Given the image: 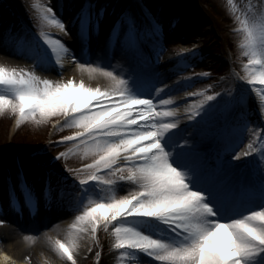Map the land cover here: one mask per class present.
Listing matches in <instances>:
<instances>
[{
	"label": "snow or ice",
	"instance_id": "snow-or-ice-1",
	"mask_svg": "<svg viewBox=\"0 0 264 264\" xmlns=\"http://www.w3.org/2000/svg\"><path fill=\"white\" fill-rule=\"evenodd\" d=\"M35 7L42 9L41 21L68 34L54 6ZM109 15L105 6L81 0L69 23L79 25L85 41L103 34L102 52L117 60V67L126 66L119 74L79 62L43 29L17 52L42 69L62 68L70 57L90 75L106 77L105 88L0 66V111L17 113L20 121L62 116L63 125L78 130L59 143L71 142L90 159L80 169L58 168L56 162L66 155L61 152L41 164L43 199L77 213L65 238H49L54 251L77 264L81 238L96 243L103 229L112 237L116 264H264V9L241 22L248 59L238 87L227 93L185 91L186 97L201 99L182 111L171 93L192 81L165 83L162 13L147 0H128L111 13L104 31ZM179 52L177 70L188 67L183 54L196 55ZM125 187L128 191L119 194ZM17 188L34 208V186L19 168L16 182L7 180L13 205ZM100 255L95 253L97 260Z\"/></svg>",
	"mask_w": 264,
	"mask_h": 264
},
{
	"label": "rangeland",
	"instance_id": "rangeland-1",
	"mask_svg": "<svg viewBox=\"0 0 264 264\" xmlns=\"http://www.w3.org/2000/svg\"><path fill=\"white\" fill-rule=\"evenodd\" d=\"M26 5L29 8L30 12L34 14L35 20L41 16L42 9L39 7H35V5H52L55 7L57 16L64 20L66 27L69 29L67 34V40L70 44V52L73 53L77 60L81 63L87 62L84 59L79 58V55H100L103 64L109 63V61L116 62L115 59H110L107 55L102 52L103 48V34H90L87 41L81 38L79 25H76V28L70 29L72 24L69 23V20L75 15L76 11L79 8V3L81 0H69V2H65L64 0H24ZM151 3L152 8L157 12L162 13L165 19H168L170 15L175 19V23H167L165 25V30L168 32L172 31L174 33L173 38H167L165 40V50L162 53L161 66L160 71L163 73L166 84L178 83L182 85V82L185 78H191V86L190 87H179L174 90L171 95H173L174 100L180 99L181 102L178 107L182 109L190 103L192 100H199L201 97L199 96H191L186 97L184 95L185 91L188 92H197L201 89H206L210 94L212 91L227 93L235 90L238 85L242 82L240 77H243L246 73L243 69V64L247 61L248 57L245 55L246 49L244 47V37L245 32L243 30L242 21L248 20L251 16L257 15L260 10L264 9V0H207L206 4L203 0H193L195 6L192 9L187 10L186 5L183 4L181 0H147ZM181 1V2H180ZM83 3H87L88 0H82ZM94 4L101 5L102 0H98L94 2ZM125 3H128V0H107L105 3V7L108 9L110 15L104 22V31H107L109 28V24L112 20V15L115 10L120 7H123ZM212 3V5L217 7V14L214 15L212 10L208 8V12L210 14L206 15L207 19H209L210 23L215 26V29H211L210 26L202 27L201 25L207 21L201 22L198 21L197 16L198 13L206 14L207 5ZM5 5V3H3ZM169 5L171 7L169 12ZM178 7H184V11L180 13L178 17V13H174V11ZM198 7L199 9H196ZM172 10V11H171ZM169 13V15H168ZM199 15V14H198ZM197 20H196V19ZM208 21V23H209ZM169 22V21H167ZM229 22V23H228ZM10 28V23H7ZM173 25H175L173 27ZM5 27V26H4ZM8 28V27H7ZM7 28L2 29V25L0 24V34L5 33V31H10ZM2 29V30H1ZM27 31H30V37H33L34 30H30L26 26ZM57 30L59 33H64L60 31L57 27H53L50 30ZM9 33V32H8ZM18 33V32H17ZM77 33H79L77 35ZM216 33V34H215ZM65 34V33H64ZM15 35V34H13ZM213 41V45H219V48L214 47L213 52L208 54L207 50L199 49L200 45H202V41L204 43L206 41ZM186 38V44L181 46L176 45L177 39ZM217 39L221 40V43L217 44ZM19 40L13 41L12 35L9 34L5 37H0V66H4L5 68L16 69L17 72L24 71H33L35 70L36 74L41 76V78H47L53 81H67L68 79H73L75 82H79L81 80L84 83L91 87L100 86L101 88H105L109 86L110 81L104 77L99 72L89 74V72L84 69H80L77 67V63L70 59V65L65 67L64 69H58L54 66L53 69H42L37 68L33 64L32 60L26 58L24 55H19L17 52L21 50V46L19 44ZM193 45H195V49H193ZM184 48L188 49L189 52L195 51V56H190L187 53L183 54L186 57L184 61L187 63L188 67L177 70L176 65L180 63L181 53L179 49ZM16 51H15V50ZM217 50V53L215 52ZM14 52V53H12ZM207 55L212 56L216 59H224V64L228 65L227 68H222L220 71L215 72L214 78L206 77L208 75L209 70L213 69V64H210L207 60ZM228 62V63H227ZM113 65V71L119 74L124 71V65L117 67L115 64ZM228 69L226 75L217 79L222 72L224 73ZM58 70V71H57ZM171 71H175L172 74ZM207 75H204V74ZM198 77V78H197ZM220 79V80H219ZM246 83V82H244ZM208 85H213V88H208ZM222 86L221 88L219 86ZM218 90V91H217ZM253 95L255 93L253 92ZM252 107H255V102L252 103ZM60 115H53L48 117L47 119L40 121L37 118H27L30 120L20 121L17 113H13L8 109L0 111V133H6L7 139L6 141L9 143L12 142V137L22 139L26 142H30V139L33 140L34 145H25L24 148L18 149L19 152L26 153L29 157L34 158V161H39V155H36L39 152H43L45 158L43 162L50 161L52 157L56 156L58 153L64 152L66 155L59 161H57L56 166L58 168H63L65 164L68 167L72 166L74 163L73 159L76 158L78 161L83 160L90 163V159L84 157L83 155L77 156L75 155L76 151L79 150L76 146H74L71 142H65L61 144H56V140H52V131L50 128H57V124H63V117L60 120H55L59 118ZM185 121H181L184 123ZM18 129V130H17ZM78 129L72 127V132L69 134L70 137L74 131ZM30 134H32L30 136ZM22 135H29L30 139L23 137ZM21 141V140H19ZM247 144V140L244 141V144L241 147H244ZM2 148L7 147L1 146ZM28 147V148H27ZM36 148V149H30ZM1 148V149H2ZM82 154V152H81ZM5 157V156H4ZM81 160V161H82ZM61 163V165H60ZM77 164V163H76ZM27 170L30 173L34 170L40 169L37 168L32 163L26 162ZM70 165V166H69ZM31 176V175H30ZM42 176L39 177L37 182V187L39 195L37 200V205L32 208L29 207L23 201H18L16 205H13L11 200L8 202L6 206L2 205L4 210L0 213V246H7L8 244L14 246L23 241H29L28 245H33V243L37 241L38 237L33 235V231L37 226H43L42 221L48 218L51 224L47 226L46 229H43L44 234L52 235V239H55L54 228H68V226L72 223L74 216L77 214L73 208L69 205H65L61 208H58L54 202H47L43 199L42 187L43 181ZM3 182H6V178L2 176ZM5 184V183H4ZM2 183H0V186ZM128 191V188H123L119 194L123 195ZM6 195V194H5ZM7 196V195H6ZM41 209L44 211L41 213ZM52 226V227H51ZM46 231V232H45ZM103 231V230H102ZM105 231V230H104ZM107 232V231H105ZM108 233L109 237V247L104 248L99 243V238L96 243L92 242L91 238H86L87 242L81 243L80 247L82 249H78V251L74 252V258L76 259L77 264H116V255L115 251L111 250L112 237ZM47 234V235H48ZM99 231L97 232L98 237ZM33 235V237H32ZM43 235V234H41ZM59 235V234H58ZM30 236V238H27ZM57 238H65L62 234H60ZM83 238V237H82ZM27 242H25V245ZM91 248V251L88 249ZM15 249V247H14ZM34 249V248H33ZM33 249L29 251V254L26 255L27 262H33L32 256L36 252H33ZM100 252V258L97 260L95 253ZM26 253V251L22 252ZM21 253V254H22ZM24 255V254H23ZM146 258V257H145ZM151 260L152 258H146ZM61 261L64 264H69L70 261H67L66 258L61 257Z\"/></svg>",
	"mask_w": 264,
	"mask_h": 264
},
{
	"label": "bare ground",
	"instance_id": "bare-ground-1",
	"mask_svg": "<svg viewBox=\"0 0 264 264\" xmlns=\"http://www.w3.org/2000/svg\"><path fill=\"white\" fill-rule=\"evenodd\" d=\"M51 35H53L56 38L58 37V34L56 31H48ZM60 39V38H59ZM15 50V49H14ZM16 51V50H15ZM14 53V52H12ZM79 58L86 60L89 63H93L94 67L100 68L103 67L106 70H110L113 71V65L111 64H115L117 65V61L114 62V60L109 61L107 60L109 63L108 64L105 62V64H103L100 55L97 56H93V55H79ZM70 65V59L67 58L65 59L64 64L61 66L56 65V67L58 69H64L65 67ZM172 74L175 73V71H171ZM181 100L180 99H176L174 100V103L176 105V107H178V105L180 104ZM179 109H181V111L183 110L181 107H178ZM43 223V226H37V228H35L33 231V235L37 236L38 239L36 241V243L34 242L33 245H28L29 241H23L18 243L17 245H15L16 243H14V246L8 244L7 246H0V264H64L61 261V257L54 251L51 242L49 240V238H52V235L50 234H44L43 229H46L48 225L51 224L50 220L45 219ZM52 227V226H51ZM55 230V235L54 237L57 238L60 234H62L64 237L66 236V232H67V228H54ZM46 232V231H45ZM43 234V235H41ZM59 234V235H58ZM32 235V237H33ZM27 238H30V236H28ZM25 242H27L25 245ZM81 243H86L87 239L86 238H81L80 240ZM15 247V249H14ZM34 248V249H33ZM33 249V252H36V255L34 254L32 256L33 258V262H27L28 260L26 259V255L29 254V251ZM82 249L83 247H79V250ZM26 253H22V252ZM81 251V250H80ZM22 253V254H21ZM24 254V255H23ZM5 257H7L8 259H5ZM142 260L144 261H151L146 259L145 257H142ZM69 264H71V262H69ZM153 264H155V262H153Z\"/></svg>",
	"mask_w": 264,
	"mask_h": 264
},
{
	"label": "trees",
	"instance_id": "trees-1",
	"mask_svg": "<svg viewBox=\"0 0 264 264\" xmlns=\"http://www.w3.org/2000/svg\"><path fill=\"white\" fill-rule=\"evenodd\" d=\"M184 4H186V9L189 10V9H192L193 6H195V2L193 0H181ZM207 0H203V2H205L206 4H208L206 2ZM5 3V7L2 9L1 6L2 4ZM148 4H151L149 1H147ZM208 8L212 10L213 14L214 15H218L216 10H217V7L212 5V3H210L209 5H207V10ZM196 9H198V7H196ZM30 12V11H29ZM209 14V13H208ZM205 19V16H201L199 15V20L201 21H204ZM6 20H13L12 22H14L15 24L17 22H28L30 21V13H28V10H27V6H26V3L24 0H0V23L1 22H4ZM15 20V21H14ZM170 21V20H169ZM213 28H215L214 25H212ZM169 37V34H165V36ZM212 41H207L205 43V48H209L208 50H210L214 45L211 44ZM218 43H221V40L220 39H217V44ZM219 46V45H217ZM221 62L222 60H214V63H215V66H214V70L213 71V75H215V72L216 71H220L222 70L223 66L221 65ZM220 64V65H219ZM219 65V66H218ZM223 73V72H222ZM220 76V75H219ZM26 120H30V119H26ZM70 128L71 127H66L63 129V131L61 132L60 129H56L55 130V135L56 136H64L65 134H67L69 131H70ZM32 134H30L31 136ZM23 137H26L27 139H30L28 136L29 135H22ZM7 139V135L6 133H0V178H1V175H4V172L6 169H11L13 170L14 168V159H15V155H14V151H9V152H6L3 150V148L1 146H7V147H11V148H14L16 146H20V147H23L25 145H34V142L33 140L30 139V142H26L22 139L19 138H16L15 137H12V142L10 141L9 143L6 141ZM21 140V141H19ZM2 148V149H1ZM5 156V157H4ZM42 156L44 157V154H42ZM22 159V163H24V160L26 159L27 161H29V159H27L26 157H21ZM77 162V161H76ZM74 162V163H76ZM73 163V164H74ZM33 179H35V177H33ZM103 229H100L99 230V238H100V241L101 243L103 244L104 247H107L108 243H107V232H105L104 230L102 231Z\"/></svg>",
	"mask_w": 264,
	"mask_h": 264
}]
</instances>
